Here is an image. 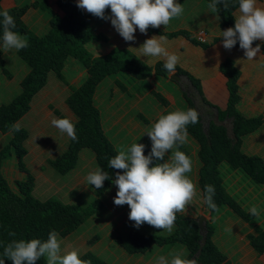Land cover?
I'll return each mask as SVG.
<instances>
[{"label":"trees","instance_id":"obj_1","mask_svg":"<svg viewBox=\"0 0 264 264\" xmlns=\"http://www.w3.org/2000/svg\"><path fill=\"white\" fill-rule=\"evenodd\" d=\"M183 1L178 0L180 4ZM206 1L211 3V0ZM56 4L63 12L62 16L51 11L48 0H35L20 5L15 4L14 0H0V12L7 10L15 21L16 27L13 30L28 40V47L17 51V55L30 68L20 81V92L10 101L0 105V131L12 134L10 140L0 149V258H3V247L13 239L38 238L45 241L53 230L62 237L68 236L103 207V201L98 195L103 194L112 185L119 170L108 166L109 159L117 154L118 149L104 131L101 111L95 103L96 88L101 81L108 75L118 72H126L133 79L140 81L153 74L163 77L169 75L164 68L163 60L150 65L126 48L115 47L106 54L94 56L86 48V44L93 39H108L106 34L93 30L90 19L96 16L78 8L76 0H56ZM228 5L227 9L222 4L218 5L220 11L217 14L222 31L234 27L235 11L239 8L238 0H228ZM30 7L40 8L51 14L49 28L43 34H36L23 21L22 17ZM2 19L3 17L0 16V21ZM147 32L165 36L181 35L202 48L221 39L216 37L211 43L199 41L185 29L164 32L159 28L149 27ZM2 35L3 28L0 24V43L3 42ZM257 43L261 44L264 53V43L256 41L253 45L256 46ZM235 46H239V42ZM69 56L77 59L87 70L85 80L78 86H70V93L65 98V103L76 116L74 122L78 139L70 138L67 148L58 157L48 159V163L55 172L64 175L76 166L82 148H89L93 152L97 167L107 171L111 179L104 181L101 189L92 186L97 197H93L85 206L64 202L55 196L45 199L35 196L34 177L25 163L27 152L25 140L28 137V130L23 127H19V131L14 130L16 122L28 112L33 97L45 85L50 72L65 82L62 69ZM0 68L7 78L12 76L5 66L1 50ZM218 70L225 79L226 99L223 104L208 98L200 77L178 64L175 72L187 77L202 102L215 108L217 120L229 119L231 123L232 136H229L225 125L213 120L209 121L205 130L200 114L198 123L187 126L188 135L198 146L199 192L203 205L210 214L215 213L222 206H227L243 221L249 223L252 230L246 237L259 259L264 261V230L255 223L250 211L244 210L226 191L220 172V164L224 162L232 169L242 170L253 182L264 184V158L257 154H247L241 148L242 137L257 130L264 123V114L245 116L237 109L240 99L238 79L241 72L231 57H225L219 64ZM116 84L122 90H127L120 81L116 80ZM182 91L186 101L184 110L189 108L197 110L192 98L184 90ZM151 92L163 106L168 105V100L162 93L157 90ZM54 112L60 118L64 117L57 109H54ZM168 112L165 109L163 114ZM139 117L143 122H148L146 117L142 115ZM183 146L179 148L185 151ZM150 151L151 144L145 147L144 154L148 155ZM12 155L17 159L18 169L26 173V178L17 180L14 188L10 186L1 170L4 159ZM205 185L215 187L213 199L217 208L214 210L205 203ZM176 217L171 233L161 235L130 229L126 235H118L114 240L129 254L143 253L152 245L180 243L187 250L184 258L196 259L197 264H231L228 255L213 241L215 231L213 223L207 220L205 231L201 232L197 217L182 212H178ZM10 233H15V236H11ZM203 237L204 242H202ZM97 238L98 235L90 237L87 244L93 245ZM81 258L90 260L91 264H110L91 250L82 252ZM5 264L12 262L5 258ZM36 264H46V258L42 257Z\"/></svg>","mask_w":264,"mask_h":264},{"label":"crops","instance_id":"obj_2","mask_svg":"<svg viewBox=\"0 0 264 264\" xmlns=\"http://www.w3.org/2000/svg\"><path fill=\"white\" fill-rule=\"evenodd\" d=\"M76 2H78V0H76ZM48 3L54 14L59 16L63 15V12L56 4V0H48ZM259 3L264 5V0H259ZM208 4L206 0H184L182 3L184 7L183 15L173 19L166 27L163 25L159 27V29L164 32L185 29L189 31L194 38L208 43H211L216 37L221 38L211 43L206 48H202L199 44H194L191 40L181 35L165 36L149 32L142 34L138 28L135 32L136 39L131 42H126L111 25L110 20L98 17H91V26L95 32L105 33L108 39L105 41L96 39L90 40L86 44V48L94 56L106 54L115 47L126 48L134 52L143 61L153 65L159 60L164 61V59L161 57H144L138 48L146 39L154 35H162L166 38V44L164 46L170 52H175L180 56L178 65L195 76L200 77L208 98L219 104H223L226 99V89L225 79L219 73L218 67L225 57H231L241 72L238 79V93L240 99L237 104V109L245 116L264 114V53L260 49V52L257 53V56L254 57L253 60H248L244 55V50L239 46H234L231 50L225 49L223 47V37H221L222 29L219 25L218 14L212 13L208 8ZM40 11L42 12L43 10L31 7L23 15L25 24L39 35L47 30V23H49L48 17L47 21L44 22L45 27L40 31H36V28L31 25V19L39 15ZM47 13L48 12L43 11L45 16ZM105 15L110 16L111 10L107 9ZM238 15L239 8L235 11V18ZM2 45L3 42L0 43L3 60L12 76L7 78L0 68V105L10 101L20 92V81L30 69L21 58L19 59L15 56L17 55V50L12 49V52L11 50L6 51ZM253 47H255V45H253ZM62 72L68 84L63 83L54 73L50 72L47 76L45 85L33 97L28 112L16 122V125L27 129L29 132L25 140V147L27 149L25 163L34 177L33 192L36 191L39 180L46 179L45 174L47 177L52 175V179L47 178V181L52 182V180L54 181L57 179L55 178V170L48 163V159L58 157L67 148L70 138L52 125L51 121L53 119L60 118L54 112V109H57L64 117L68 116L71 117L73 121H76V116L65 103V98L70 93V86L80 85L87 76L86 68L77 59L71 56L66 59ZM180 76V81L176 82L172 80L169 75L163 77L153 74L145 79V81L149 83V86L144 85L145 81L136 79L133 84L127 86L126 82L130 79L123 73H115L105 77L103 80H108V87H105L107 84L104 85L103 80V82L101 81L96 88L95 103L101 111L103 129L117 149L121 147H130L131 144L135 142L142 143L145 146L151 144V140L146 132L152 125L150 120L152 117V110L149 106L152 90H157L165 97H169V99L166 98L169 102L166 108L161 104H154L153 108L161 112L158 111L159 115L163 114L165 109H169L170 111V108L173 106L177 107L176 110H184L185 102L182 100L184 99L183 96L180 94L175 97L171 92L174 89L178 91V87L182 88L181 81L184 84L189 82L187 77L183 75ZM116 79H120L126 85V91H123L117 86ZM150 82L152 85H150ZM172 84H175L174 89L170 88ZM194 91L197 94L195 89ZM192 100L194 101V99ZM180 101L181 104H178ZM194 103L201 116L202 123L204 116L201 113V108L207 116L209 115L208 109L211 108L216 116L215 108L206 105L201 99L197 102L194 101ZM202 103L203 105H201ZM139 115L148 118L150 121L143 122ZM124 129V133L127 132V134L122 137L120 134ZM229 132V135L232 136L231 126L228 133ZM32 134L36 136L34 145L30 144L32 143ZM11 136V132L3 133L0 131V149L10 140ZM187 142H189V147L192 149L193 156L197 158V144L190 138L187 139ZM241 148L243 152L247 154H257L264 158V123L257 130L247 133L242 137ZM89 150V148H82L79 151L76 166L66 174L60 175L69 177L70 172L72 174L75 171H94L97 168L95 156L93 152L90 150L92 152L90 153ZM1 170L4 177L13 188L17 180H24L26 178V173L18 169L17 159L14 155L4 159ZM42 171L45 172V174H43ZM192 172L189 173L190 178L197 183L198 187V169ZM220 172L226 191L244 210L250 211L253 206L258 208L259 214L254 216V221L264 230V184L253 182L242 170L232 169L224 162L220 164ZM91 190L92 196L90 197H97L92 186ZM117 190L115 184L112 183L103 194L98 195L103 201V207L100 211L91 216L94 217L93 223L96 225L95 235H98L95 243L103 241L104 237L100 233L104 229L108 230V225H110L111 230L107 231L110 237L104 238V240L110 241V245L103 249L100 255L94 250H91L100 257H105L104 259L110 264H115L116 261L120 260L118 257L113 258L118 252L122 258L127 256L132 258V256L135 255H148V253L155 248L152 247L154 246L152 245L143 253L129 254L115 242V236H124L130 229H136L145 233L156 231V228L147 223L141 225L139 228L135 227V222L129 219V215H126L129 214L128 209H130L127 204L117 206L119 207V211L116 209L113 202ZM201 201L203 204L198 187L197 195L182 213L189 216H197V207L201 206L199 205ZM203 210L204 212H199V216L205 215L207 220L213 223L215 226L213 241L228 255L231 264H264V261L259 259L256 251L250 245L246 237L247 233L252 230L249 223L243 221L227 206L220 207L213 214H210L204 205ZM119 215L121 217L123 216V219H119V222H117ZM100 223L103 225L99 226ZM84 231L85 230H83V232ZM158 231L161 232H156V234L162 235L169 233L164 230ZM156 248L159 252L158 255L165 256L169 261L172 258V254L181 253L183 257L187 254L186 248L180 243H170L162 246L156 245ZM113 251L115 253H113ZM128 258L129 257H127V259ZM141 259L143 258L140 257L139 260ZM152 261L153 260L143 264H156L157 262L155 259L153 263Z\"/></svg>","mask_w":264,"mask_h":264},{"label":"clouds","instance_id":"obj_3","mask_svg":"<svg viewBox=\"0 0 264 264\" xmlns=\"http://www.w3.org/2000/svg\"><path fill=\"white\" fill-rule=\"evenodd\" d=\"M228 8V0H211L208 8L212 13H218V5ZM239 15L235 18L234 27L221 31L223 47L231 50L237 42L244 50L248 60H253L260 52L264 43V5L259 0H238ZM77 7L92 15L110 20L111 25L126 41L136 39L137 28L146 34L149 27H166L169 23L183 15L184 7L178 0H78ZM111 15L106 16V10ZM3 17L0 24L3 28V48L17 51L28 47L25 36L14 31L16 25L13 16L7 10L0 12ZM166 38L162 35L152 36L138 48L144 57H161L164 68L173 75L180 56L170 52L164 45ZM199 122V112L195 108L174 110L162 114L146 132L151 140V151L144 154L145 145L132 143L130 147H121L117 154L109 159L108 166L119 170L113 183L117 187L114 204L130 208L129 219L139 228L147 223L156 229L171 233L175 226L176 214L184 212L193 198L197 195V183L188 175L192 172L193 161L179 147L188 139L187 126ZM61 133L72 140H77L76 125L71 117L55 118L51 121ZM19 131V126H14ZM176 149L175 151H172ZM167 159H165L166 154ZM162 161V162H161ZM111 179L109 173L101 167L90 172L86 181L96 189H101L104 181ZM205 203L210 209H216L214 202L215 187L205 185ZM257 216L258 208L250 209ZM15 236V233H10ZM78 248L62 252L60 234L50 231L48 238L42 241L38 238L30 240L13 239L3 247L0 264H5V258L12 264H36L42 257L46 264H91L90 260L82 259ZM156 264H197L196 259L184 258L183 254H172L169 261L165 256H159Z\"/></svg>","mask_w":264,"mask_h":264},{"label":"rangeland","instance_id":"obj_4","mask_svg":"<svg viewBox=\"0 0 264 264\" xmlns=\"http://www.w3.org/2000/svg\"><path fill=\"white\" fill-rule=\"evenodd\" d=\"M35 0H14V3L17 4V5H20L19 3L23 4V3H30V2H33ZM31 8V7H30ZM47 12V11H46ZM26 13V12H25ZM39 13V12H38ZM40 15V16H39ZM39 15H36L35 18H32L31 19V25L36 28V31H40L42 30L44 27H45V21H47L48 17H49V20H50V17H51V14L47 13V15L45 16L43 14V11L39 13ZM23 18V17H22ZM47 30L49 28V23H47ZM46 30V31H47ZM45 31V32H46ZM105 34V33H104ZM105 41V40H104ZM12 52V50H11ZM2 53V51H1ZM16 57H18L20 59V57L18 55H15ZM2 58H3V54H2ZM23 61V60H22ZM118 73H123L125 74L127 77H129L130 80H127L126 82V85L130 86L131 84H133V82L135 81V79H133L130 75H128L126 72H118ZM53 75V74H52ZM170 76V74H169ZM53 77V76H52ZM118 81H120L125 87L126 85L120 80V79H116ZM104 81V80H103ZM102 81V82H103ZM145 81V80H143ZM63 82V81H62ZM63 83H66L68 84V82L65 80V82ZM110 83V82H109ZM172 83V82H171ZM181 85H182V88L178 87L179 90L176 91L174 89V85L175 84H172L170 86L171 89H174L172 90V94L176 97L177 95H182L183 91L184 90L188 96H190L192 99H194L195 102L199 101V98L200 96L198 95V93L196 94V92L194 91V89L192 88L190 82H187L186 84L182 83V81L180 82ZM107 84L105 87H108V80H105L104 81V85ZM113 84V83H112ZM144 85H147L149 86V83H147L146 81L144 82ZM150 85H152V83L150 82ZM118 86V84H117ZM73 87V86H72ZM104 87V89H105ZM119 87V86H118ZM127 88V87H126ZM103 89V88H102ZM103 89V90H104ZM182 89V90H181ZM123 91H126V90H123ZM167 98V97H166ZM184 98V97H183ZM151 99V100H150ZM150 99H149V106L151 107V123L153 124L160 115H159V112L157 110H155L153 108L154 104H161L160 101L154 96L151 94L150 96ZM169 99V97L167 98ZM180 99V98H179ZM185 104H186V101L185 99H182ZM169 103V102H168ZM178 104H181V101L178 103ZM162 105V104H161ZM203 105V103L201 104ZM167 107V106H166ZM165 107V108H166ZM211 107V106H210ZM176 106H173L172 108H170L171 110L170 111H174L176 110ZM201 108V107H200ZM209 110V115H205V112L202 110L201 108V113L203 114V125H204V129L206 130L207 127H208V122L210 120H213L214 122L216 123H219V124H223L227 127L228 131H230V120L229 119H226L224 121H221V120H217L216 119V116L214 115V111L211 110V108L208 109ZM214 110V109H213ZM169 111V109H168ZM169 111V112H170ZM161 113V112H160ZM148 122L150 121L148 118H147ZM120 126V125H118ZM227 131V132H228ZM125 132V129L122 131V133L120 134L122 137L125 136L126 133ZM230 134V132L228 133ZM28 135H29V132H28ZM230 136V135H229ZM188 138H190L191 140H193L190 136H188ZM36 140V136H34L32 134V143H30L31 145H34V141ZM194 141V140H193ZM184 150H181V148H179L180 151H183L185 152L188 156L191 157L192 161H193V168H192V171H195V169H198L199 167V161L197 158H195L193 156V153H192V149L189 147V142L186 141V143L184 144ZM176 149H173L172 151H175ZM90 151V150H89ZM189 152V153H188ZM90 153H92L90 151ZM167 155H171V153L167 154ZM168 158V157H167ZM197 171V170H196ZM92 172V171H75L74 173L69 174V177L68 176H61L59 173L55 172L56 173V177L57 179H55L54 181L52 180V182L50 181H47L46 179L49 178V179H52L51 176L47 177V175L45 174V172L42 171L43 174H45V177L46 179L44 178H41V179H44V180H39L38 182V186L36 187V191H34V194L35 196H37L38 198L40 197L41 199H45V198H48V197H51V196H55V197H59L62 201L64 202H69V203H76V204H80L82 206H85L86 204H88L90 201H91V197L92 196V190H91V186L87 183L86 181V177L87 175ZM193 174V172H192ZM191 174V175H192ZM190 176V174H188ZM54 179V178H53ZM60 179V180H59ZM59 180V181H58ZM114 203V202H113ZM201 206H198L197 207V211H196V214L197 216H194V217H197L199 216V212H204L203 210V204H202V201L200 202ZM114 206L116 207V209L119 211V207H117V205L114 204ZM128 211L130 212V209H128ZM126 215H129V214H126ZM93 219L94 217H91L89 220H85L84 224H82V226H79L74 232H72L71 234H69L68 236H65V237H62L60 236V239H61V248H62V252H65V251H70L72 250L73 248H78L80 250V252H84L86 250H94L97 254H101L102 253V250L105 249L106 247H108L110 245V241L109 240H104V238H107V237H110V235L107 234V231L108 230H111L110 228V225H108V230L104 229L103 231H101V235L104 237L103 238V241H99L98 243H94L93 245H88L87 244V240L94 236L95 235V230H96V225H94L93 223ZM119 219L122 220L123 219V216L121 217L119 215V218H117V222H119ZM103 225L102 223H100L99 226ZM83 230H85L83 232ZM160 230V229H158ZM156 229V231H153L151 233H155L158 232L160 233L161 231H158ZM116 237V236H115ZM115 239V238H114ZM121 247V246H120ZM119 247V248H120ZM152 247H155L154 249H152L148 255H144V256H140V255H135V256H132V258H130V256H127L129 257L127 259V257L125 258H122L120 255H119V252L118 254L113 257V258H119L120 260L119 261H116L115 264H143V263H148L150 262L151 260L154 261L157 260V258L160 256L158 255L159 252L156 248V245L152 246ZM121 249V248H120ZM122 250V249H121ZM123 251V250H122ZM113 253H115L113 251ZM162 255V254H161ZM171 256V255H169ZM143 258L141 260H139V258ZM105 258V257H104ZM130 260V261H128ZM152 261V263H153Z\"/></svg>","mask_w":264,"mask_h":264},{"label":"water","instance_id":"obj_5","mask_svg":"<svg viewBox=\"0 0 264 264\" xmlns=\"http://www.w3.org/2000/svg\"><path fill=\"white\" fill-rule=\"evenodd\" d=\"M170 78L172 79V80H174V81H176V82H179L180 81V79H181V76H180V74H177V73H175V74H173V75H170ZM207 221V218H206V216L205 215H200L198 218H197V222H198V225H199V228H200V230H201V232L203 231H205V222ZM202 242H204V237H203V239H202ZM198 254V253H197Z\"/></svg>","mask_w":264,"mask_h":264}]
</instances>
